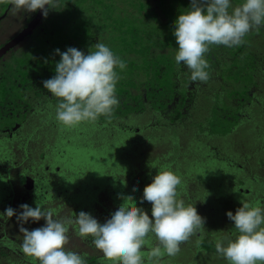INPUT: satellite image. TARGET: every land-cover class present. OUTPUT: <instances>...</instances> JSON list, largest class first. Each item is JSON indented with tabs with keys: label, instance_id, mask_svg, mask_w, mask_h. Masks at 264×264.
Listing matches in <instances>:
<instances>
[{
	"label": "trees",
	"instance_id": "16d2710c",
	"mask_svg": "<svg viewBox=\"0 0 264 264\" xmlns=\"http://www.w3.org/2000/svg\"><path fill=\"white\" fill-rule=\"evenodd\" d=\"M105 1L107 4L104 3V5H109V0ZM119 1L116 0L114 3L116 6L112 7L113 12L117 8L115 12L118 14L119 20H114V17L107 14H101L98 3L100 1L98 0L72 2L65 11L68 6L66 5L61 14L56 15L59 18L54 20L53 25L48 30L50 36H55V38L52 37L55 46L50 49L48 58H44L41 51L31 56L28 51H25V56L28 55L30 62L33 63L32 67L35 74L31 79L28 77L29 81L25 82L24 86L29 88L34 81L39 79V74L46 68V62L49 63L48 68L53 71L50 78L55 74V63L60 57L54 50L64 51L70 47V45L65 48L58 46V43L62 42L64 38L59 34V30L65 25L72 26L71 28L76 29V32L70 33L63 40L67 43H76L71 47H76L85 54L88 51H94L97 42L106 44L116 56L125 62L126 67L122 70L119 67L116 68L119 77L116 84V96L119 104L113 108L112 112L109 113L110 115L106 114V116L111 117L112 121L102 119L98 125L102 123L100 125L102 128L108 124L113 126L120 124L123 125L124 130L131 131L128 134L126 146L121 148L125 149L126 157L131 165L129 164L126 170H115L117 172H111L110 169H107L108 177L111 180L109 183L113 188L98 194L96 185L84 189L83 192L78 188L70 189V186L65 184L68 178L64 177L63 166L62 168L60 166L50 176L53 179L47 182L48 187L44 186L43 192L34 193L39 190V187L35 186L32 198L22 199L20 193L24 191H18L16 205L13 206L19 212V205L24 203L34 207L36 204L42 205L46 211L53 212L54 218L66 221L73 219L75 214L80 211L89 212L98 220H103L113 206L131 192L132 195L128 198L135 201L138 207H142L151 215L150 202L141 203L140 201L142 189L151 182L156 171L168 169L181 177L182 183L178 186V198L182 199L185 205H188L190 202L188 199H193L197 193V195L199 194L198 199L202 203L207 202L211 206L204 213L201 212V216L204 218V228L198 230L187 241L182 242L180 250L174 256H163L160 264H228L224 258L216 253L215 242L221 237L231 235L234 231L233 222L227 218L226 211L234 213L235 209L240 206L235 192L244 195V202L259 204L264 207V25L251 29L245 34L242 43L238 46L210 45L209 50L205 53L209 80L191 82L189 80L190 71L183 65L177 66L174 61L176 42L172 35L173 21L180 13L188 10L190 0H122L121 3ZM124 3L125 5L122 6L121 4ZM232 3L236 6L242 3V0H232ZM63 14L65 15L63 16ZM40 20L42 21V17ZM70 29L68 28V30ZM21 35L18 34L16 39H19ZM84 43L92 44L94 47L80 48V44ZM22 105L28 106L26 102L24 104L23 101H19V106L22 107ZM207 108L209 111L205 113ZM144 109L148 112L146 117L151 120L142 124L133 122L132 125L129 122L131 119L127 117L139 115L145 112ZM158 109L161 110L162 114L170 112L171 114L175 113L177 117L171 116L174 119L163 121L155 119V117L149 118L150 113ZM40 113H42L38 114L40 116L46 114L42 116L46 118L48 110ZM215 113L216 115H214ZM205 114L211 118L214 115V118L216 120L221 119V122L224 115L225 120H229L230 123L228 122L225 128L224 125L223 128H215L213 132H208V135L204 134L202 130L190 134L193 131L192 127L199 123L197 116L204 120ZM37 117L39 116L35 117V127L38 125L36 122L39 118L36 119ZM118 117L124 118L128 123L120 122L122 120H119ZM39 122H41L40 119ZM46 123L58 129L56 127L57 121L54 122L53 120ZM92 123L97 125L95 121ZM238 123H241L242 126L240 130L242 137L236 140L235 137L232 138L231 136L235 135L236 130L233 127ZM181 124L186 125L188 129L181 130ZM148 132L152 133L150 139L157 141L167 134L175 137L174 145L172 143V145L167 144L171 145L169 152L167 149H156V156L159 157L158 161H161L162 164L156 165L152 162L154 159L147 157L148 148L141 139L143 136L141 133L146 136ZM181 132L186 135L190 134L191 137L194 134L195 139L203 142L208 149L203 148V151H199L200 148L188 146L186 141L181 140ZM56 137L58 138L59 135ZM229 137L233 143H229L227 147L218 145L224 138ZM68 141L67 143L71 142V140ZM253 143L254 147L251 146ZM45 145L43 147H48L47 144ZM247 148L250 149L249 154L241 155V152ZM57 149H59L61 156L67 154L65 147ZM252 149H255V153L252 152ZM52 151H43L41 154L45 156ZM234 151H239L240 155L238 156V153L235 155ZM222 152L226 155L221 158ZM1 153L2 155L5 154L3 148H1ZM163 153L171 154V156H164ZM175 153L179 158L182 155L194 154L201 157L203 162L205 159L218 161L230 169L241 170L243 173L241 176L246 177L247 180L238 177L234 179L237 172H226L224 175L219 173V178H213L216 177L213 175L217 173L213 169H208L209 175L212 177L205 176V173L201 178L195 175L197 177L196 185H202V187L196 188L183 179V177L189 178L190 172H182L181 174V171L179 173L176 169L175 164L172 166V163L168 161V159H173ZM176 156L175 158H177ZM237 157L244 158L245 162L240 160L241 164H239ZM71 162L68 166L75 163L72 160ZM18 164L20 163H12V166L17 167ZM0 165V170L3 172L0 177V185L6 187V181H15L20 172L15 169L18 176L13 177L6 170L4 161H0ZM64 165H66L65 162ZM252 176L254 180L251 179ZM33 182L30 179L28 185L32 187ZM133 184H136L137 187L133 188ZM205 185L207 186L205 187ZM94 198L95 200H93ZM5 208L0 205V212H3ZM1 224L4 230L7 229L9 232V243L12 250L7 251L5 245H0V264H6L4 261H9L10 255L13 256L10 258L12 262L9 261V264H13L17 260L16 257L23 260L27 258L28 264H38L35 263L37 260L25 255L21 249L23 234L19 232L16 216L5 218ZM43 224L42 218L36 222L29 221L23 226L32 230ZM147 239L149 242L143 249L145 255L150 247L157 243L152 234H149ZM74 240L76 242L64 247L66 250L81 254L85 258L86 264H111L112 258L105 256L92 243V237H80L77 234L76 226L72 224L69 226L68 241Z\"/></svg>",
	"mask_w": 264,
	"mask_h": 264
},
{
	"label": "clouds",
	"instance_id": "9594fccd",
	"mask_svg": "<svg viewBox=\"0 0 264 264\" xmlns=\"http://www.w3.org/2000/svg\"><path fill=\"white\" fill-rule=\"evenodd\" d=\"M10 4L25 14L40 10L47 17L56 0H10ZM173 24L175 63L190 71L191 82H206L209 72L205 53L209 46H238L251 29L264 25V0H242L236 6L232 0H190L188 10L180 13ZM54 52L60 57L55 74L42 83L50 96L59 98L56 121L75 127L111 113L119 104L116 68L124 69L125 62L102 42L95 43V50L87 54L76 47ZM181 183V177L171 170L156 171L140 198L141 203L150 202L151 215L128 198L132 195L129 192L103 220L80 211L66 221L54 218L53 212L42 205L33 208L24 203L19 205V212L6 207L0 212V221L16 216L23 234L21 249L38 264H86L81 254L64 247L72 224L80 237H92V243L112 258L111 264H160L163 256H174L182 242L204 228V218L194 205H185L178 198ZM226 216L233 222L234 231L216 240V253L228 264H264V207L240 202L235 212L226 211ZM42 218L44 224L40 227L29 230L23 226ZM149 234L157 243L145 255Z\"/></svg>",
	"mask_w": 264,
	"mask_h": 264
},
{
	"label": "rangeland",
	"instance_id": "374dc122",
	"mask_svg": "<svg viewBox=\"0 0 264 264\" xmlns=\"http://www.w3.org/2000/svg\"><path fill=\"white\" fill-rule=\"evenodd\" d=\"M98 1H100L98 3H99V7L102 9V10L100 9L101 14H107L110 17H114V20L120 19L118 17V14L115 12L117 11V8L114 10V12L112 8L113 6H116V4H114L116 0H109L110 3L107 6L104 5V3H106L105 0H98ZM72 2L78 3L79 0H56L54 9L49 11L47 17L42 16L41 23L45 24L46 30H49L50 26L53 25L54 20L56 18H59L57 17L58 16L57 14L60 15L61 12L65 9V6L68 5L65 9L66 11L71 6ZM119 2L121 3L122 0H120ZM121 5L124 6L125 3ZM9 11H12L11 15L13 17L15 16L16 18H19L18 20H22V21H26L32 14V13L25 14L23 10L17 11L14 7L11 6V4H9L8 12ZM13 13H16V14H13ZM11 15H7L6 17H3L2 20H0L1 21L0 22V94H1V99H0V129L1 130L0 132L1 134L3 132L2 128L4 127V125H2L1 123L3 122L7 123L8 122L7 120L11 119L13 116H16L20 109L19 98H18L20 84L18 83L19 79H14V77H16L15 73L17 69L15 65L21 62V60L19 59L16 62V59H12V58L15 57L16 54H18L19 56L21 55V59H23L21 64L23 65L19 69V71L20 72L22 70L26 71L28 73L29 79H31L32 76H34L35 74V71L33 70V67H32L33 63H31L30 60L24 55V53H22L23 51H22L21 46L17 48L15 52L9 54V56L5 53L6 48L8 47L6 46V43L4 42L5 39L8 36L13 35L20 29V26H19L20 22L15 21L11 17ZM64 15L65 14H63V16ZM63 19H66V18H63ZM80 45H81L80 48H83V47L91 48V46L94 47V45L92 44L87 45V43L80 44ZM19 53H22V54H19ZM19 56L17 57L16 55L17 58H19ZM24 56L26 58H24ZM43 74L48 76V73L46 72H44ZM43 81L44 80H42L41 82L39 81V82L42 84ZM35 87H36L37 95H38L41 91L39 90L38 86H35ZM41 88H43V85ZM45 90L46 89L43 88V91ZM46 92L48 91L46 90ZM49 98L55 102H58V99H59L53 96ZM153 105H156V104H153ZM151 107H152V104H151ZM48 108L50 109H48L46 118L42 117L46 114H43L42 116L38 115L42 113H38L36 115L32 114L30 118L29 117L25 118L29 121V125H27L26 128H24V125H22L21 131L19 132L20 138L18 139L7 138L6 137L7 133L6 134L3 133L5 136L3 140L5 141L7 139L8 141H5V144L7 147L3 148L5 150V154L2 155V153L0 152L1 158L4 157V159L0 158V161H4L6 170L9 173H11L13 177H15L16 175L15 173L16 170H19L20 172L19 176L16 175L18 177L15 181L14 180H10L11 182L9 180L6 181V185H7L6 187H3L2 185H0V192H1L0 205L3 207H12L13 209H15L13 205L14 204L16 205V195L18 191H25V190H30L31 188H33L28 185V181L30 179H33L35 182L36 181L40 182L36 184V186L39 187L38 188L39 190L37 192H34V191L27 192L26 191L24 194L20 193V195H22V199L24 198L28 199L29 197L32 198V196L34 195L33 192L38 193V194L40 192H43L42 189L44 188V186L48 187L47 182H50L53 179V178H50V176H52V173L55 172V169H59L60 166L61 168L63 166V171L65 174L64 177L66 176L68 178V181H66L65 184L67 186H70V189L78 188L80 189V191L83 192L84 189L90 188L92 185H96L97 194H98L103 191H110L113 188L112 185H110L109 183V181L111 180L108 177L107 169H110L111 172L115 170L121 171V170H126L129 164L131 165L130 161L126 157L125 149H121L122 147L126 146L128 134L129 132H131V131L124 130L122 127L123 125L118 124V126L117 125L113 126V125L108 124L107 126L102 127L104 128L102 129L100 127L102 123H100L99 125H94V123H92L91 121L90 122L85 121V122L78 124L75 127H65L62 124L58 123V125H56V127H58L57 129L55 127H51L48 123H46L49 121H53V119L56 120L55 118H53L55 117V108H52V106ZM143 111L145 112H142L139 115H134L133 117L132 116L127 117L131 119V121L129 122L132 125H133V122H138L139 124L149 122V120L151 119H148L146 117V115L148 114L147 110L144 109ZM208 111L209 109L207 108L205 113H207ZM109 115L108 116L101 115L97 119V122H99L102 119H106L105 121L111 122L112 120ZM117 115L119 116L120 114H117ZM214 115H216V113ZM214 115L211 118L210 116L205 114L204 120H202L199 116H197L199 123L194 125V127H192L193 131L190 132V134L195 133L196 131L202 130L204 134L208 135V132H211V131L213 132L215 128L216 129H220L221 127L223 128V125L225 128L227 123L228 122L230 123L229 120H225L224 115L222 116L223 117L222 122H221V119L216 120L214 118ZM34 116L35 117L39 116L36 119L39 118L41 120V122H39V119H38V122H36L38 124L37 127H35V122H34L35 117ZM171 116L175 117L176 115L175 113L171 114L170 112L162 114L161 110L158 109V110H155L154 112H151L149 118L155 117V119H160L163 121V120L174 119V117H171ZM120 117H118L119 120H122L120 122H124V123L127 122V120H125L124 118L121 119ZM9 126L15 129L17 128V124H14L13 126L12 125H9ZM182 129H188V128L186 127V125L181 124V130ZM24 130H26L25 131L27 132L26 134H22ZM141 134L143 135L141 139L144 142L145 146H147L148 148V151L146 152L148 154L147 157L156 160L155 162L154 160L152 162L158 165L159 163H161V161H158L159 157L156 156V153H157L156 149L157 148L160 150L167 149V152H169L171 145L172 144L174 145L175 137H173L171 134H167V135L160 137V139L157 141L156 139L154 140L150 139V137L152 136V133L150 132H148V135L146 136L143 133ZM190 134L186 135L181 132L180 133L181 140L186 141V144L188 146L196 147L197 149L200 148L199 151H203V148L205 150L208 149V147L204 145L203 142H200L197 138L195 139L194 134H193V137H191ZM58 135L59 137L57 138L56 136ZM68 140H71V142L67 143L69 142ZM169 143L170 144L172 143V144L169 146L167 145ZM45 144H47L48 147H43ZM59 147L66 148L67 154H65V156L60 155L59 149H57ZM43 151H46V152L52 151L51 152L52 154L47 153L45 156H43L41 154ZM248 151H250L249 148L245 149L244 151L241 152V155H246L247 153L249 154ZM252 152L255 153V149H252ZM234 153L235 155L237 153H238L237 154L238 156L240 155L239 151L237 152L234 151ZM163 154L164 156L165 155L171 156V154L170 155H168L167 153H163ZM176 155L177 153H175V156ZM175 156L173 157V159H168V161L172 163V166L175 164V167L179 173L180 171H181V174L182 172H188V173L190 172L191 176H189V178L183 177V179L185 180V182L188 181L190 185H194V187L196 188L202 187V185L200 184L199 186L198 184L196 185L197 177L201 178L202 175H204V173H205V176L208 175L212 177L211 175H209L208 169H213L217 173L213 175V176H216L213 178H219L218 176L219 173L224 175L226 172H235V173L237 172L238 174L236 173L234 175V179H237L238 177L239 179L244 178V180H247L246 177L241 176L243 174L241 170L233 169V168L230 169L225 164L223 165L219 163L218 161H213V160L210 161L208 159L207 160L205 159L203 162L201 160V157H198L194 154L186 155V156L182 155L180 158L178 157V155L176 156L177 158H175ZM65 157H66V160H65ZM67 158L69 159L67 160ZM33 159H36V160H33ZM237 159H238L239 164H241L240 160H242L243 163L245 162L244 158L241 159L240 157H237ZM71 160L75 163L68 166V164L72 163ZM16 162H19L20 164H18L17 167H13L12 163H16ZM64 162L66 163L67 166L64 165ZM151 165L153 164L151 163ZM0 168H1V165H0ZM147 174L149 173L147 172ZM192 174H194V176H192ZM2 175H3V172L2 170H0V177ZM206 186L207 185H205V187ZM236 193L237 192H235V195L237 196V202L240 205V202L241 203L244 202L243 201L244 195L239 194V193L236 194ZM198 198H199V194L197 195L196 193L193 199H188L190 200V202H188V205H194V207H196L197 209V212L201 215V212L204 213V211H206L211 205L208 204L207 202L202 203L200 199ZM93 200H95V198ZM29 206L34 208L33 205H29ZM73 242H76V240L68 241L67 244H70ZM18 258L19 257H16L17 260L13 264H28L26 261L27 258H25L24 260L18 259ZM35 263H38V262L35 261Z\"/></svg>",
	"mask_w": 264,
	"mask_h": 264
},
{
	"label": "flooded vegetation",
	"instance_id": "af4514ba",
	"mask_svg": "<svg viewBox=\"0 0 264 264\" xmlns=\"http://www.w3.org/2000/svg\"><path fill=\"white\" fill-rule=\"evenodd\" d=\"M88 1V0H86ZM85 3V2H84ZM9 4H10V0H0V20H2L3 17H6L7 15H11L12 11H9ZM38 10L35 11L34 13H32L30 15V17L26 20V21H22V20H18L19 18H16L15 16L13 17L11 15V17L17 21L20 22L19 26L20 29L14 33L11 36H8L5 39V43L6 46H8L6 48V54L9 56V54L13 53L16 51L17 48H19L21 46L22 48V53H25V51H28V53L31 55H34L36 52L41 51L42 55L44 56V58H48L49 56V51L50 49H52L55 46V42H52V37L55 38V36L51 35L48 33V30H46L45 28V24L43 26V24L41 23L40 18L42 17V15L36 19L35 16L37 14ZM16 14V13H13ZM1 22V21H0ZM72 26H68L65 25V28H61L59 30V34L61 35V37L63 36L65 39L66 37H68V35L70 33H74L76 32V29L71 28ZM68 28L70 30H68ZM63 29V30H62ZM68 30V31H67ZM18 34H22L21 37L19 39H16V36ZM49 35V37H47ZM63 38V39H64ZM62 42L58 43L60 46V48H65L67 45L74 46L75 44L72 42L67 43V41L63 40ZM44 41V42H43ZM24 47V48H23ZM19 52V51H18ZM17 52V53H18ZM19 53V54H22ZM17 57L19 56L18 54H16ZM15 55V57H16ZM25 55V54H24ZM13 57L12 59H16V62L20 59L21 62L17 63L16 66V77H14V79H19V92H18V98L19 101H23L24 104L25 102L27 103V107H24V105H22V107H20L18 114L16 116H13L11 119L7 120L8 122L5 123H1L2 125H4V127L2 128V134L3 133H7L6 137L7 138H16L18 139L20 137V131L22 128V125H24V128L27 127V125H29V121L25 118H30V116L36 115L40 112H44L45 110H48V107L52 106L54 108H56L58 102L53 101L52 99H50V93L43 91L42 85L40 82L42 80H45L46 78H50V74H52V70L48 68V62H46V68H44L42 70V72L39 74V79L37 81H34L29 88H27L26 86H24L27 82L29 81L28 79V73L26 71H19V69L22 67L23 64L21 59V55L19 56V58H15ZM9 58V57H8ZM25 58V56H24ZM27 58L29 59V56L27 55ZM48 61V60H47ZM18 71V73H17ZM46 72L48 73V76L44 75L43 73ZM44 76V77H43ZM40 81V82H39ZM36 84V85H35ZM39 87V90L41 91L38 95H37V90L36 87ZM43 92V93H42ZM48 96V97H47ZM0 99H1V94H0ZM49 105V106H48ZM55 118V117H53ZM30 120V119H29ZM54 120V119H53ZM54 122H56V120H54ZM93 122V121H92ZM95 123L98 125V122L95 120ZM17 124V128H12L9 125H14ZM241 123L236 124L234 128V130H236V132L234 133L235 135L231 136L232 138L235 137V139L237 140L238 138L242 137V134L240 133V130L242 129V126L240 125ZM1 130V129H0ZM9 130V131H8ZM24 132V131H23ZM22 132V134H23ZM0 132V152H1V148H6V144L5 141H8L7 139L4 141V134L2 135ZM264 136V134H263ZM229 143H233V140L229 137V138H224L222 141L219 142L218 145H220L221 147H227ZM251 146L254 147V143L251 144ZM226 149V148H225ZM223 155H221V158L223 156H225L226 154H224L223 152L221 153ZM1 158V156H0ZM242 180H244V178H241ZM252 180H254V177H251ZM250 180V179H248ZM246 181V180H245ZM250 182V181H249ZM37 184V181L33 182V188H31L30 190H25L23 193H25L26 191H34L35 186ZM248 193V192H247ZM10 235L9 232L7 231V229L4 230L1 221H0V245L3 246L5 245V249L8 250H12V246H10ZM10 258H12V256L10 255L8 257V260L10 261ZM9 261H4L6 264H9Z\"/></svg>",
	"mask_w": 264,
	"mask_h": 264
},
{
	"label": "water",
	"instance_id": "95a60500",
	"mask_svg": "<svg viewBox=\"0 0 264 264\" xmlns=\"http://www.w3.org/2000/svg\"><path fill=\"white\" fill-rule=\"evenodd\" d=\"M40 16H41V11H40V10H38V12H37V14H36L35 18H36V19H38ZM33 181H34V180H33V179H31V182H33Z\"/></svg>",
	"mask_w": 264,
	"mask_h": 264
}]
</instances>
